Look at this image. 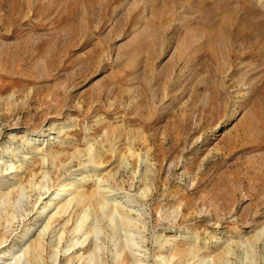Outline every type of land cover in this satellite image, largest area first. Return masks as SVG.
Listing matches in <instances>:
<instances>
[{"label":"rangeland","instance_id":"obj_1","mask_svg":"<svg viewBox=\"0 0 264 264\" xmlns=\"http://www.w3.org/2000/svg\"><path fill=\"white\" fill-rule=\"evenodd\" d=\"M0 248L264 264V0H0Z\"/></svg>","mask_w":264,"mask_h":264},{"label":"bare ground","instance_id":"obj_2","mask_svg":"<svg viewBox=\"0 0 264 264\" xmlns=\"http://www.w3.org/2000/svg\"><path fill=\"white\" fill-rule=\"evenodd\" d=\"M58 195H59L58 192L54 193L53 196L49 199V201L52 202L53 200H56V197H58ZM27 233H28V231L25 234H27ZM10 250L9 249H2V248H0V259L6 257V255L9 254V253H11L12 255H14V252L13 251L10 252Z\"/></svg>","mask_w":264,"mask_h":264}]
</instances>
